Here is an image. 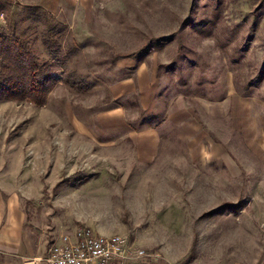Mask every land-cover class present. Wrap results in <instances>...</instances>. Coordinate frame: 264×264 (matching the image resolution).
Returning <instances> with one entry per match:
<instances>
[{
  "label": "rangeland",
  "instance_id": "1",
  "mask_svg": "<svg viewBox=\"0 0 264 264\" xmlns=\"http://www.w3.org/2000/svg\"><path fill=\"white\" fill-rule=\"evenodd\" d=\"M22 4L0 0V29L42 33ZM49 15L88 88L0 102V207L25 215L13 261L45 264L28 259L86 227L159 264H264V0H76Z\"/></svg>",
  "mask_w": 264,
  "mask_h": 264
},
{
  "label": "trees",
  "instance_id": "2",
  "mask_svg": "<svg viewBox=\"0 0 264 264\" xmlns=\"http://www.w3.org/2000/svg\"><path fill=\"white\" fill-rule=\"evenodd\" d=\"M22 21H30L44 27V31L18 33L16 25L6 33L0 29V102H28L42 106L58 83L74 91L87 90L88 86L77 73L67 72V62L74 56L75 49H64L62 39L67 27L56 22L40 7H27ZM40 42L46 58L39 57L35 50ZM56 66L63 75L57 78ZM174 66V65H172ZM60 79V80H59ZM154 119L145 117L140 120L146 125Z\"/></svg>",
  "mask_w": 264,
  "mask_h": 264
},
{
  "label": "built area",
  "instance_id": "3",
  "mask_svg": "<svg viewBox=\"0 0 264 264\" xmlns=\"http://www.w3.org/2000/svg\"><path fill=\"white\" fill-rule=\"evenodd\" d=\"M41 261L45 264H159L156 254L133 248L126 237L96 234L86 227L62 235L50 245Z\"/></svg>",
  "mask_w": 264,
  "mask_h": 264
},
{
  "label": "crops",
  "instance_id": "4",
  "mask_svg": "<svg viewBox=\"0 0 264 264\" xmlns=\"http://www.w3.org/2000/svg\"><path fill=\"white\" fill-rule=\"evenodd\" d=\"M11 3L21 2L29 7H40L48 14L62 13L70 1L76 0H7ZM65 8H64V7ZM63 9V10H62ZM25 215L21 214L18 204L14 200L1 210L0 207V255L8 258L6 264H19L13 258L20 256L22 252L23 237L22 231ZM46 254V253H45ZM41 257L29 258V261H39ZM12 260V261H9Z\"/></svg>",
  "mask_w": 264,
  "mask_h": 264
}]
</instances>
